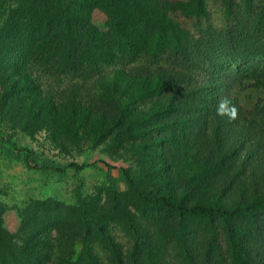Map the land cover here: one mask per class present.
Wrapping results in <instances>:
<instances>
[{"label":"trees","instance_id":"trees-1","mask_svg":"<svg viewBox=\"0 0 264 264\" xmlns=\"http://www.w3.org/2000/svg\"><path fill=\"white\" fill-rule=\"evenodd\" d=\"M224 7L226 30L196 26L197 39L177 18H207L206 0H0V119L29 134L46 129L61 145L85 139L133 162L120 169L125 192L108 175L103 205L80 187L74 205L31 202L15 234L0 207V264H103L94 242L111 264H264V104L251 115L226 89L236 85L228 78L264 90V0ZM96 11L103 26L93 22ZM197 40L234 65L208 70L219 84L193 83ZM37 74L65 89L46 88ZM177 113L186 134L194 132L183 147ZM11 145L43 171L114 169L102 160L60 167ZM132 208L149 224L132 218ZM203 217L207 228L198 229ZM117 219L132 237L125 256L106 230Z\"/></svg>","mask_w":264,"mask_h":264},{"label":"rangeland","instance_id":"rangeland-1","mask_svg":"<svg viewBox=\"0 0 264 264\" xmlns=\"http://www.w3.org/2000/svg\"><path fill=\"white\" fill-rule=\"evenodd\" d=\"M175 1L188 3L189 0ZM224 1L225 0H206L208 8L207 18L200 17L197 19L191 18L185 20L183 17H178L177 20L183 27L191 30L192 34H194L197 39H199L200 36L197 35L195 29L196 26H199V30L205 31L207 34L222 33L226 30L228 25ZM104 21L105 18L99 11L94 12L93 22L97 26H103ZM167 34L168 31L166 35ZM197 42V48L200 50H192V54L196 53L199 55L197 57L192 55L195 57L194 66L192 67L193 71H195L193 83H200L204 79H210L208 86L215 85L216 83L219 84L220 78H218L217 81L214 76L211 77V75H209L208 70L213 69V71L217 73L220 69L223 71L227 69L232 70V68H235L234 65L223 58L215 57L212 52L213 50L202 49L200 41L197 40ZM206 52L207 55L210 53L212 57L207 56L205 54ZM195 66L200 68H195ZM110 71V69L107 70V73ZM109 74V78H111L113 73ZM37 75L39 78L42 76V85L50 90L58 92L61 89H65L62 82H58L46 75ZM226 80L229 81L230 84H236L232 87H226V89L233 99H238L239 106H241L246 113L252 115L256 110V105L262 106L264 104V90L251 88L254 82L246 81L243 83L244 86L242 87L241 85L239 86L238 81L231 82L228 78H226ZM93 81L94 79L89 82V85L93 84ZM221 83L222 86L226 85L224 84L223 79H221ZM49 85L50 88L48 87ZM176 115L180 121H184L181 122L183 128L178 130V136L181 138L180 147H183V145L186 146V139L193 136L194 132L189 130L186 134L185 119H182L178 113ZM1 117L2 116L0 115V118ZM82 131L83 130H81V133H83ZM10 142L17 144L19 148H27L31 150L34 155L37 156L39 162L48 160L52 161L56 166L65 167L71 162L90 164L102 160L113 166L114 169L108 170L107 167L101 163L86 168L80 172L67 170L65 174H59L54 170L43 171L35 169L33 167H28L24 162L22 155H16ZM61 144L62 143L53 139L46 129L38 130L35 134H29L24 130H21V127H12V124L8 120L0 119V207L3 210L1 218L4 228L11 234L17 233L20 227V210L28 206L31 202L52 200L61 204L65 203L74 205L77 203L76 190L80 187V192L83 197H93L94 199H97L98 206L103 205L107 202L108 198L107 193L104 190L107 185L106 178L108 175H111L115 179L116 187L119 192H125L127 190L120 169L125 166H130L131 164L133 165L132 161H126V159H121L119 156L109 153L110 151L105 150L102 145L95 146L93 149L90 146L91 144L85 139H82L78 145H71V143L64 145ZM214 193L220 194V191ZM213 196L214 194L210 197ZM132 211L136 213L132 218L136 216L142 225L149 224L145 222L146 216L142 217L138 210L135 211L133 208ZM197 220L201 221L203 224L198 227V229L207 228V222H205L204 217L198 218ZM134 221L136 222V219H134ZM122 222L123 221L117 219L115 220V223L106 227V230L115 240L122 255L125 256L132 248V237H130L131 235L128 227L125 228ZM210 222H212L210 224H213V229L223 232V226L221 223L217 220H212ZM220 241H222L221 236ZM94 243L96 244L95 253L97 257L103 262V264H111L109 262L110 255L105 251L102 245L97 242ZM43 251L45 254L49 253L46 249ZM54 254L55 250H51V256H49L50 260L53 259ZM68 256L67 253L64 258H68ZM224 263L232 264L230 261Z\"/></svg>","mask_w":264,"mask_h":264},{"label":"clouds","instance_id":"clouds-1","mask_svg":"<svg viewBox=\"0 0 264 264\" xmlns=\"http://www.w3.org/2000/svg\"><path fill=\"white\" fill-rule=\"evenodd\" d=\"M221 107H223V104L221 105Z\"/></svg>","mask_w":264,"mask_h":264}]
</instances>
